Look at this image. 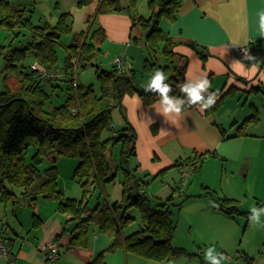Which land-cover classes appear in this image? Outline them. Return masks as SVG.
Segmentation results:
<instances>
[{"label": "trees", "instance_id": "16d2710c", "mask_svg": "<svg viewBox=\"0 0 264 264\" xmlns=\"http://www.w3.org/2000/svg\"><path fill=\"white\" fill-rule=\"evenodd\" d=\"M95 0H80L78 7L90 5ZM101 0L94 16L105 13H129L139 29L145 33V44L153 52L160 45L163 64L146 60L143 74L151 76L156 69H163L168 76L166 81L172 84L173 95L182 96L180 84L184 82V71L187 61H179L180 57L173 51L174 42L158 27L159 20H173L175 13L184 0H147L150 16L144 18L137 14V0ZM125 3V4H124ZM94 16L92 22L94 21ZM67 14H61L57 25L51 27L31 26L26 13L12 6L7 0H0V24L11 31L28 29L31 33L29 42L4 47L0 45V60L3 89L0 91V201L18 203L20 196L25 203L38 199L55 200L60 213L68 216L71 228L69 247H86L88 234L92 227L98 233L111 239L107 252L123 249L126 254L136 255L156 263L169 262L180 255H187L183 248L172 244L176 224L173 221L171 208L178 210L188 199L172 204L171 198L166 202L152 204L144 193H140L143 185L137 177L136 168L130 165L136 155V133L124 120L125 127L114 131L111 114L121 106L122 97L126 94H137L144 105H151L160 100L154 93H145L136 88L135 71L118 69L116 65L109 70L98 69L95 57L99 44L105 39V32L98 28L87 38V33L73 36L71 44L65 47L64 68L62 78L58 81L42 77L31 65L24 67L22 61L27 55H33L37 65L47 72H57V55L55 46L60 45L63 33L69 32L65 25ZM191 45V44H190ZM202 60L205 59L203 49L191 45ZM77 61V68L87 65L96 67V79L100 85V93L96 94L92 87H82L73 81L74 68L72 62ZM67 75L70 79H66ZM75 75V73H74ZM14 79L16 87L10 88L9 79ZM70 80V81H69ZM59 82L66 83V99L62 105L47 111L45 104L50 99L48 88L62 89ZM210 91H212L210 89ZM216 92V91H214ZM217 93L215 105L205 110L208 116H214L222 105L223 99L232 93ZM195 106V105H194ZM192 106V107H194ZM186 107L184 111L191 109ZM253 119V117H252ZM104 134L108 135L104 138ZM36 145L34 160L38 156L56 154L58 157L78 159L73 172V179L82 189L80 200L63 197L58 187V172L55 166L40 174L34 163L24 161V153L30 145ZM119 147L118 159L108 158L113 148ZM205 154L186 159L184 162L198 168ZM209 155V154H208ZM213 155V153L211 154ZM111 161L115 165L112 170ZM116 162V164H115ZM176 162L174 167L180 166ZM177 168V169H178ZM121 172V200L89 207L84 197L92 189L104 183L114 181L116 171ZM165 170V169H164ZM163 170V171H164ZM161 171L160 173H162ZM159 173V174H160ZM37 178L42 181L33 186ZM135 208L140 216L141 228L128 235L123 234L134 217L127 211ZM215 209L226 215H244L232 199L224 198L216 202ZM247 215V214H245ZM37 216H33V225ZM36 225V224H35ZM9 256L8 249L2 243ZM100 252L88 264H104Z\"/></svg>", "mask_w": 264, "mask_h": 264}, {"label": "crops", "instance_id": "0c3cea01", "mask_svg": "<svg viewBox=\"0 0 264 264\" xmlns=\"http://www.w3.org/2000/svg\"><path fill=\"white\" fill-rule=\"evenodd\" d=\"M79 1L60 0L56 15L69 13L72 17L75 15L74 21L81 22L88 19V35L98 28L103 30L104 40L108 39L117 50V56L109 62L111 67L115 65V58H121V67H124L125 58V63L133 60L137 54L130 50L139 41V35L129 13L124 11L118 14H98L94 16V20L98 17L96 25L92 18L101 0H95L84 7L77 6ZM143 8L147 9V17L139 13ZM260 12H264V0H184L173 20H159L160 30L174 42L173 51L177 54L176 57H180L179 61H187L184 80L206 74L211 81L212 91L232 93L223 99L214 116H208L205 110L201 111L199 106H194L184 111L175 122L157 113L160 100L144 105L137 94L124 95L121 104L128 123L136 133L133 165L137 176L144 177L147 174L155 178L164 168L173 167L176 162L201 154L205 155L198 168L203 160L224 161L228 155L225 151H219L224 143L230 140L244 143L247 140L260 141L264 138V129L259 127L263 123L261 112L264 111V32L259 28ZM137 14L144 18L150 16L147 0H137ZM93 25L95 28L91 29ZM250 42H253L256 51L255 64L234 63L241 61L236 52L237 45L245 46ZM190 44L198 49L204 48V60ZM129 69L133 70L129 67L122 70ZM57 72H63V69ZM76 83L78 84L76 81L74 86ZM62 85L66 83L59 82V86ZM122 124H125L124 121ZM241 155L243 160L247 159L248 175L251 162L259 155V150L242 152ZM175 168L179 173L177 167ZM18 202L27 205L31 215L28 225L24 226L22 219L14 212V223L9 229L11 236L6 229L0 235V244L4 243L9 253L8 257H0L6 264H88L103 251L104 264H131V257L134 255L126 254L123 249L106 251L111 239L98 233L96 227L89 231L86 247L70 248V232L67 230L71 228L68 223L70 218L59 212L57 201L38 199L27 204L19 196ZM215 206L214 211L219 213ZM207 209L210 211V207ZM207 209L205 206L202 210L204 216L207 215ZM219 214L224 216L227 224L236 217L223 212ZM34 215L38 218L35 219L36 225H33ZM50 242H55L59 251L54 262L47 258ZM244 258L246 264H252L251 258L246 255Z\"/></svg>", "mask_w": 264, "mask_h": 264}, {"label": "rangeland", "instance_id": "374dc122", "mask_svg": "<svg viewBox=\"0 0 264 264\" xmlns=\"http://www.w3.org/2000/svg\"><path fill=\"white\" fill-rule=\"evenodd\" d=\"M7 1L15 8L24 10L30 25L34 27L44 25L53 27L57 25L61 15H56L60 8V0ZM139 13L144 17L148 16L146 8H143V11ZM62 14L68 15L65 25L68 27L69 32L63 33L60 38L61 44L55 46L56 69L58 71L64 68L65 45L71 44L73 36L86 34L90 30L88 19L84 22L74 21L75 15H73V19L69 13ZM94 21L98 25V17ZM93 28H95L94 25L91 29ZM135 31L139 35V41L132 46L130 52L137 55L133 60H128L126 63L125 58L124 67L122 66L120 69H126L127 67L133 69L136 76L134 86L138 89H144L150 77L142 72L143 60L144 62L145 60L156 61L162 65L164 62L161 54L162 46L160 45L152 52L145 44V33H141L136 25ZM90 35H88V39ZM30 39L31 33L28 29L21 30V32L11 31L0 24L1 46L8 48L9 45L14 47L17 45V47H20L18 44L21 42L23 44L27 43ZM104 41L99 46L95 64L98 69L109 70L111 68L109 62L117 56V50L108 39ZM35 62L33 55H27L22 64H24V67H29ZM71 64L74 68L73 81H77L82 87H92L95 93L99 94L100 85L96 79V67L87 65L84 68H78L76 71L77 61H73ZM1 66L2 60H0V91L3 89ZM56 73L59 74V78L53 80L58 81L62 78V72ZM66 79H70V76L67 75ZM8 84L10 88L17 86L13 78L8 80ZM170 85L172 86V84ZM48 93L50 99L45 104L47 111L62 105L67 97L65 85H62L61 90L48 88ZM261 116L263 123H260L259 127L264 129V111L261 112ZM124 120H127V118L124 106L121 104L120 108L115 109L111 114L112 129L117 131L124 128L125 124H122ZM103 137L107 138L108 135L104 134ZM241 142L243 141L230 140L224 143L219 151H225L228 158L224 161L203 160L201 167L189 174L185 182L182 181L181 175L174 166L164 168L165 170L163 169L162 173L159 172L160 174L158 173L155 178L147 174H144V177L137 176L144 182L141 188H144L145 196L150 199L152 204L166 202L169 198H171L172 204H176L188 197L180 210L176 206L171 208L173 221L176 224L172 244L175 247L185 249L187 255H180L172 259L170 263H156L135 255L131 257V259L133 258L131 264H207L204 259V252L209 246H215L218 252L228 257L223 264H246L245 255L252 259V264H264V228L254 227L248 220L249 210L253 205L264 207V138L260 141L247 140L244 143ZM256 149L259 150V155L252 160L251 169L247 175V159L243 160L241 153ZM36 150V145H30L24 153V161L28 164L34 163L40 174L51 166H55L58 172V187L62 191L63 197L80 200L82 189L76 179H73V172L78 165V159L58 157L55 156L56 154L51 153L42 155L41 159L37 156L34 160L33 156ZM118 153L119 147L117 146L113 148L111 155L108 153V158L117 160ZM182 157L185 158V156ZM184 161H180L181 164ZM130 165L134 167L133 159L130 161ZM111 167L114 171L113 161H111ZM121 180V172L117 170L114 181L104 183L103 186L96 187L94 190L92 189L84 197V202L92 208L97 205L103 207L107 202H119L122 195ZM41 181V178H37L33 186H37ZM224 198L232 199L239 211L244 213V215L236 216L235 220L229 224L226 223L224 216L219 214L221 212L216 213L213 209L216 202ZM205 206L206 209L210 207V211L207 209L206 216L202 213ZM14 212L22 219L24 226L28 225L31 211L27 208V205L22 202L2 204L0 201V235H3L4 229H6L7 234L11 236L9 229L14 223ZM127 215L134 217V220L129 226L125 227L123 230L124 235L140 229L142 225L139 213L135 208L128 210ZM226 261L231 263H226ZM0 264H6L5 260H0Z\"/></svg>", "mask_w": 264, "mask_h": 264}, {"label": "clouds", "instance_id": "9594fccd", "mask_svg": "<svg viewBox=\"0 0 264 264\" xmlns=\"http://www.w3.org/2000/svg\"><path fill=\"white\" fill-rule=\"evenodd\" d=\"M259 28L264 32V12L259 14ZM243 52V59L249 64H255L257 58L249 53V50L237 45ZM243 61H235L241 63ZM168 76L163 69H156L151 74L147 85L144 88L145 93H154L159 96L158 114L164 118H169L173 122L179 120L186 107L199 106L201 111L210 109L215 105L217 93L210 91L212 85L207 75L185 78L180 84L182 96L173 95V87L167 83ZM264 207L253 205L249 210L248 220L251 225L258 228H264ZM204 259L207 264H223L228 259L223 253L216 250L215 246H209L204 252Z\"/></svg>", "mask_w": 264, "mask_h": 264}, {"label": "built area", "instance_id": "2783aa9c", "mask_svg": "<svg viewBox=\"0 0 264 264\" xmlns=\"http://www.w3.org/2000/svg\"><path fill=\"white\" fill-rule=\"evenodd\" d=\"M242 47L248 49L249 53L252 56H254V57L256 56V51L254 49L253 42H250L249 44H247L245 46H242ZM236 52H237V54H238V56H239L241 61L249 64L248 61H245L243 59V52H242L241 48L237 47L236 48ZM121 63H122L121 58H115L114 59V64L117 66L118 69L121 68ZM31 68L33 70H38L42 77H49V78H52V79L59 78V74L58 73H56V72H54V73L53 72H47L44 69L40 68L37 65L36 62L31 65ZM178 171H179V173L181 175L182 181L185 182L187 180L188 175L193 171V166L190 163L183 162L179 166ZM139 192L143 193L142 190H140ZM58 254H59V251H58L57 244L55 242H50L48 244V253H47L48 260L54 262L57 259ZM0 257H2V258L7 257V251H6V248L4 247L3 244H0Z\"/></svg>", "mask_w": 264, "mask_h": 264}]
</instances>
